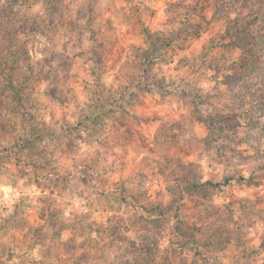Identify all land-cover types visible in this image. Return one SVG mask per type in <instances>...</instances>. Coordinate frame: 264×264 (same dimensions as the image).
I'll use <instances>...</instances> for the list:
<instances>
[{"label": "rangeland", "instance_id": "374dc122", "mask_svg": "<svg viewBox=\"0 0 264 264\" xmlns=\"http://www.w3.org/2000/svg\"><path fill=\"white\" fill-rule=\"evenodd\" d=\"M0 264H264V0H0Z\"/></svg>", "mask_w": 264, "mask_h": 264}, {"label": "trees", "instance_id": "16d2710c", "mask_svg": "<svg viewBox=\"0 0 264 264\" xmlns=\"http://www.w3.org/2000/svg\"><path fill=\"white\" fill-rule=\"evenodd\" d=\"M244 19V15H242V13H239L237 16H236V19H230V20H232V21H230V22H232L235 26H239L238 24L240 23V21L242 22V20ZM237 24V25H236ZM242 35L244 36V34L243 33H241L239 36H240V38L242 37ZM246 54H247V58H245V59H243L242 61H247L248 59H250L252 56H253V51H251V49H248L247 51H246Z\"/></svg>", "mask_w": 264, "mask_h": 264}]
</instances>
